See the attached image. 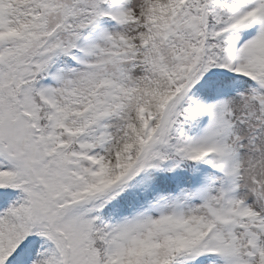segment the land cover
<instances>
[{"label": "snow or ice", "instance_id": "6c2138e0", "mask_svg": "<svg viewBox=\"0 0 264 264\" xmlns=\"http://www.w3.org/2000/svg\"><path fill=\"white\" fill-rule=\"evenodd\" d=\"M0 264H264V0H0Z\"/></svg>", "mask_w": 264, "mask_h": 264}]
</instances>
